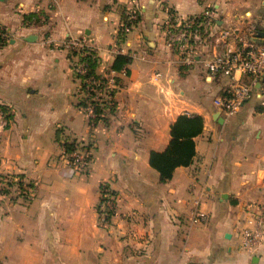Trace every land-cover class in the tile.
<instances>
[{
    "label": "crops",
    "instance_id": "obj_1",
    "mask_svg": "<svg viewBox=\"0 0 264 264\" xmlns=\"http://www.w3.org/2000/svg\"><path fill=\"white\" fill-rule=\"evenodd\" d=\"M209 6L219 26L250 13L263 33L264 0H0V264H264V238L248 250L240 236L245 207L264 200L261 91L227 115L215 99L229 77L166 44L171 13ZM70 37L97 47L94 74L113 101L74 69L83 52L65 47ZM119 53L129 73L113 68ZM185 113L204 130L193 162L163 182L150 155ZM67 143L90 149L87 171L70 166Z\"/></svg>",
    "mask_w": 264,
    "mask_h": 264
},
{
    "label": "built area",
    "instance_id": "obj_2",
    "mask_svg": "<svg viewBox=\"0 0 264 264\" xmlns=\"http://www.w3.org/2000/svg\"><path fill=\"white\" fill-rule=\"evenodd\" d=\"M216 14L217 9L213 6L197 14L171 13L165 22L167 46L174 50L183 64L190 65L201 55L210 74L229 77L225 94L215 99L217 106L227 115L237 112L256 90L261 91V104L264 105V15L261 35L256 20H250V13L246 14L248 20L244 26L235 24L226 27L218 25ZM65 47L73 52L88 49L97 56V47L83 38H67ZM73 64L74 69L87 79L96 100L102 99L103 92L108 100H114V92L107 77H97L90 71V64L85 60L78 59ZM245 76L248 77L247 81L244 80ZM0 118L5 124L2 108ZM69 158L73 170L87 171L92 162V153L90 149L80 147L70 152ZM109 197L105 201V209L101 211L102 221L108 220V210H114L116 206L115 196ZM207 217L206 213L199 210L194 213L197 221H204ZM240 219L243 222L240 230L241 244L248 250H254L264 238V200L248 204Z\"/></svg>",
    "mask_w": 264,
    "mask_h": 264
},
{
    "label": "trees",
    "instance_id": "obj_3",
    "mask_svg": "<svg viewBox=\"0 0 264 264\" xmlns=\"http://www.w3.org/2000/svg\"><path fill=\"white\" fill-rule=\"evenodd\" d=\"M35 14H31L27 18L30 23L34 20ZM5 29L0 25V43L6 39L4 37ZM75 53V52H74ZM81 60H85L90 64V71L94 73L95 56L92 51L85 49ZM132 61V58L126 54H117L113 63V68L122 70ZM127 73L129 68L126 67ZM205 119L201 114H180L171 125V139L167 148L163 151L153 150L150 155V164L160 173V179L163 182L170 180L173 177L176 167L190 165L196 155L195 137L201 134L204 130ZM68 151L72 152L78 148L74 143H67ZM110 196H114V192H109ZM107 197L101 199V205L106 201ZM103 208H101L102 211ZM114 210H108L107 218H111Z\"/></svg>",
    "mask_w": 264,
    "mask_h": 264
},
{
    "label": "rangeland",
    "instance_id": "obj_4",
    "mask_svg": "<svg viewBox=\"0 0 264 264\" xmlns=\"http://www.w3.org/2000/svg\"><path fill=\"white\" fill-rule=\"evenodd\" d=\"M110 196V194L108 193V195L106 196V197H109ZM109 198H112V197H109ZM105 205H106V202H104L103 204H102V208L103 209H105Z\"/></svg>",
    "mask_w": 264,
    "mask_h": 264
},
{
    "label": "water",
    "instance_id": "obj_5",
    "mask_svg": "<svg viewBox=\"0 0 264 264\" xmlns=\"http://www.w3.org/2000/svg\"><path fill=\"white\" fill-rule=\"evenodd\" d=\"M260 34H261V35H263V33H262V32H261Z\"/></svg>",
    "mask_w": 264,
    "mask_h": 264
}]
</instances>
